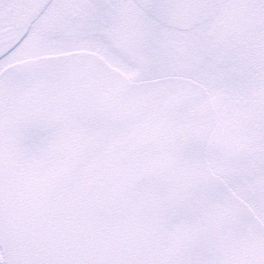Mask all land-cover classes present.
<instances>
[{
    "label": "snow or ice",
    "instance_id": "6c2138e0",
    "mask_svg": "<svg viewBox=\"0 0 264 264\" xmlns=\"http://www.w3.org/2000/svg\"><path fill=\"white\" fill-rule=\"evenodd\" d=\"M0 264H264V0H0Z\"/></svg>",
    "mask_w": 264,
    "mask_h": 264
}]
</instances>
